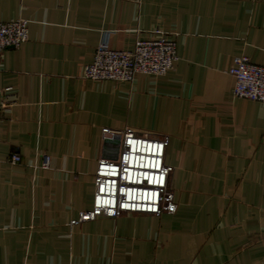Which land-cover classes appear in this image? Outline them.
<instances>
[{"label":"crops","instance_id":"1","mask_svg":"<svg viewBox=\"0 0 264 264\" xmlns=\"http://www.w3.org/2000/svg\"><path fill=\"white\" fill-rule=\"evenodd\" d=\"M14 19L29 35L0 53V264H264V105L228 73L239 56L264 65V0H0ZM156 28L176 42L165 75L82 78L102 33L129 51ZM126 127L169 136L175 213L70 225L91 207L102 129Z\"/></svg>","mask_w":264,"mask_h":264},{"label":"built area","instance_id":"2","mask_svg":"<svg viewBox=\"0 0 264 264\" xmlns=\"http://www.w3.org/2000/svg\"><path fill=\"white\" fill-rule=\"evenodd\" d=\"M28 35L26 20L0 23V53L20 47ZM177 59L176 42L159 28L153 30V38L136 41L129 51L113 49L110 33L104 32L92 62L83 68L82 78L132 83L138 74L165 75ZM228 73L234 79V97L264 105V65L252 64L247 57L239 56L233 59ZM101 132L108 154L97 161L91 207L69 224L99 217L116 219L124 214H174L177 206L169 186L173 168L165 163L169 136L140 133L128 127L120 131L104 128ZM10 162L19 163L20 156L12 155ZM48 162L49 158L43 156L42 168H48Z\"/></svg>","mask_w":264,"mask_h":264}]
</instances>
